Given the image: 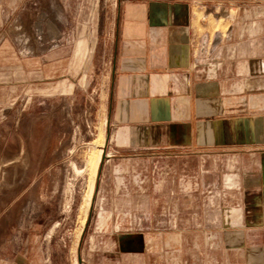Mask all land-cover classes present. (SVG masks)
I'll use <instances>...</instances> for the list:
<instances>
[{
  "label": "rangeland",
  "instance_id": "374dc122",
  "mask_svg": "<svg viewBox=\"0 0 264 264\" xmlns=\"http://www.w3.org/2000/svg\"><path fill=\"white\" fill-rule=\"evenodd\" d=\"M112 3L0 0V264H243L216 240L227 156L190 158L182 173L180 157L108 140L100 31ZM219 7L210 36L231 24Z\"/></svg>",
  "mask_w": 264,
  "mask_h": 264
},
{
  "label": "crops",
  "instance_id": "0c3cea01",
  "mask_svg": "<svg viewBox=\"0 0 264 264\" xmlns=\"http://www.w3.org/2000/svg\"><path fill=\"white\" fill-rule=\"evenodd\" d=\"M111 5L100 31L108 140L124 151L180 157L182 173L190 158L201 166L227 156L235 174L227 182L230 208L212 205L217 243L243 264H264V0ZM219 6L235 13H225L231 24L212 40L208 20ZM47 27L59 34L53 21Z\"/></svg>",
  "mask_w": 264,
  "mask_h": 264
},
{
  "label": "bare ground",
  "instance_id": "6f19581e",
  "mask_svg": "<svg viewBox=\"0 0 264 264\" xmlns=\"http://www.w3.org/2000/svg\"><path fill=\"white\" fill-rule=\"evenodd\" d=\"M220 19V17L217 19V20H219ZM226 19V17L224 18V20ZM102 157H103V151H100V153H99V157H98V159H97V167L98 166H100V164H101V161H102ZM94 190H95V182L92 184V186H91V190H90V193H89V195L87 196V204L86 205H88V207H90V204H91V201H92V197H93V193H94Z\"/></svg>",
  "mask_w": 264,
  "mask_h": 264
},
{
  "label": "built area",
  "instance_id": "2783aa9c",
  "mask_svg": "<svg viewBox=\"0 0 264 264\" xmlns=\"http://www.w3.org/2000/svg\"><path fill=\"white\" fill-rule=\"evenodd\" d=\"M223 10H224L225 13L227 12V9H223Z\"/></svg>",
  "mask_w": 264,
  "mask_h": 264
}]
</instances>
